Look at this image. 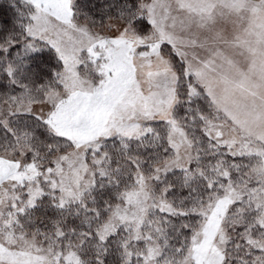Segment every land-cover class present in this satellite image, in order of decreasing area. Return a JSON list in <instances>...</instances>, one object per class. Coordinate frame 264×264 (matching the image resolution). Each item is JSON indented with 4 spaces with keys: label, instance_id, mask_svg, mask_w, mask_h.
I'll return each instance as SVG.
<instances>
[{
    "label": "snow or ice",
    "instance_id": "snow-or-ice-1",
    "mask_svg": "<svg viewBox=\"0 0 264 264\" xmlns=\"http://www.w3.org/2000/svg\"><path fill=\"white\" fill-rule=\"evenodd\" d=\"M0 264H264V0H0Z\"/></svg>",
    "mask_w": 264,
    "mask_h": 264
}]
</instances>
